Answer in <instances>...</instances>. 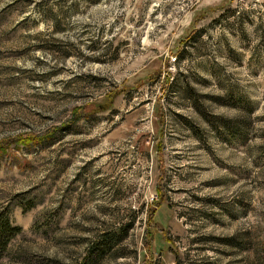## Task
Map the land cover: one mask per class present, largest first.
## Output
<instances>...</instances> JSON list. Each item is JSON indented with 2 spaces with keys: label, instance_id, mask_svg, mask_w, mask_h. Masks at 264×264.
Segmentation results:
<instances>
[{
  "label": "rangeland",
  "instance_id": "obj_1",
  "mask_svg": "<svg viewBox=\"0 0 264 264\" xmlns=\"http://www.w3.org/2000/svg\"><path fill=\"white\" fill-rule=\"evenodd\" d=\"M2 214L0 264H264V0H0Z\"/></svg>",
  "mask_w": 264,
  "mask_h": 264
},
{
  "label": "trees",
  "instance_id": "obj_2",
  "mask_svg": "<svg viewBox=\"0 0 264 264\" xmlns=\"http://www.w3.org/2000/svg\"><path fill=\"white\" fill-rule=\"evenodd\" d=\"M20 228L13 227L8 216L0 215V258L7 251L8 244L12 237L19 231ZM105 240L112 239L110 235L104 236ZM100 242V241H99ZM102 242V240H101Z\"/></svg>",
  "mask_w": 264,
  "mask_h": 264
}]
</instances>
